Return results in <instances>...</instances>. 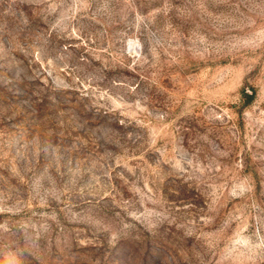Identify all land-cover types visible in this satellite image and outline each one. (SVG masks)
<instances>
[{
	"label": "rangeland",
	"instance_id": "1",
	"mask_svg": "<svg viewBox=\"0 0 264 264\" xmlns=\"http://www.w3.org/2000/svg\"><path fill=\"white\" fill-rule=\"evenodd\" d=\"M0 264H264V0H0Z\"/></svg>",
	"mask_w": 264,
	"mask_h": 264
}]
</instances>
